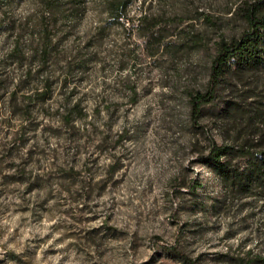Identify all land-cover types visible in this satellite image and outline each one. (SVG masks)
<instances>
[{"label":"rangeland","instance_id":"1","mask_svg":"<svg viewBox=\"0 0 264 264\" xmlns=\"http://www.w3.org/2000/svg\"><path fill=\"white\" fill-rule=\"evenodd\" d=\"M255 1L87 0L45 59L37 0H0V264H264V196L198 159L264 143V66L190 105Z\"/></svg>","mask_w":264,"mask_h":264},{"label":"trees","instance_id":"2","mask_svg":"<svg viewBox=\"0 0 264 264\" xmlns=\"http://www.w3.org/2000/svg\"><path fill=\"white\" fill-rule=\"evenodd\" d=\"M87 0H37V8L41 21L42 46L41 55L47 58L51 51L54 33L52 31L60 20L64 18L76 19ZM109 15L118 22H123L127 8L135 0H97ZM245 28L238 37L222 39L218 43V50L211 64L209 85L206 91L192 93L190 98L191 117L198 122L202 116L203 107L212 102L217 88L223 79L233 73L242 74L246 71L259 69L264 66V0H256L244 9ZM152 22L150 28H155L160 22L156 17L147 13L141 14L139 23ZM154 32L148 35V40ZM164 37L156 38L157 49L150 52L155 55L163 44ZM69 120V119H68ZM240 153L245 157L242 164L233 162V153ZM198 159L217 173L228 189L242 193L257 192L264 196V143L244 144L234 147L219 144L215 139L209 140L207 149L200 153ZM192 184L193 188L198 185Z\"/></svg>","mask_w":264,"mask_h":264}]
</instances>
